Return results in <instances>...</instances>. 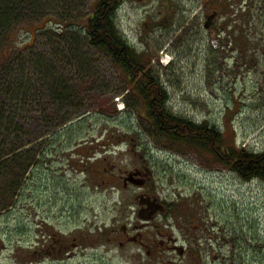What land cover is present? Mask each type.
I'll use <instances>...</instances> for the list:
<instances>
[{"label":"rangeland","instance_id":"obj_1","mask_svg":"<svg viewBox=\"0 0 264 264\" xmlns=\"http://www.w3.org/2000/svg\"><path fill=\"white\" fill-rule=\"evenodd\" d=\"M58 1L66 8L69 5ZM97 1H76L72 10L67 8L69 17L63 16L62 5H56L61 16L53 13V19H64L62 23L66 24L71 18L86 17ZM196 1L175 0L189 14L183 22L177 17L162 29L163 33L168 29L165 40L152 33L156 21L146 14L155 9L157 0H128L117 14L118 26L133 46L149 53L152 67H165L172 61L167 66L177 73L176 94L169 88L173 96L168 106L171 114L197 125L207 123L222 135L225 146L264 154V24L255 23L258 52L253 54L255 43L252 48L247 45L248 56L241 57L247 65L244 70H232L235 58L229 53L218 61L215 58V65L210 64L206 48L209 41L217 39L205 29L200 28L199 35L197 30L191 32L197 23L204 28V18H197L199 8L193 7ZM21 29L11 38V47L25 53L35 43L40 45V53L57 69L58 80L73 88L77 100L63 111L50 112L52 120L61 114L71 119L55 132L39 125L45 119L40 116L39 105L17 107L15 124L19 131L9 142L17 151L18 180L13 178L10 183L13 191L17 186L14 196L11 191V197L8 193L1 198L5 201L0 208V264H31L28 260L33 248L44 235L49 240L63 233L79 231L83 235L93 228L120 226L122 217L114 208L118 196L114 200L97 188L101 183L97 171L108 164L119 170L133 168L136 160L127 153L133 145H141L146 151L154 182L162 185L158 188L160 197L176 206L175 216L183 217L180 225H186L188 214L197 208L208 229L224 236L217 247L220 260L208 264H264V183L243 182L212 156L165 144L146 121L142 107L125 102L127 86L111 60L98 51L80 42L79 47L72 45L71 53L51 35L41 37L36 26L25 24ZM64 29L67 31L68 25ZM187 35L191 36L184 38ZM184 39L194 47L197 44L191 53L185 51ZM252 62L258 67H250ZM26 78L32 80L28 69ZM36 87H40L38 83ZM37 135L41 138L35 142ZM25 158L33 160L27 168L22 164ZM41 160L44 165H37ZM124 197L131 200L130 195ZM136 219L134 216L130 220ZM174 222L169 218L165 226L172 228L165 230L176 237L179 232ZM101 242H83L71 261L53 259L39 264H153L133 246L121 249L107 239Z\"/></svg>","mask_w":264,"mask_h":264},{"label":"trees","instance_id":"obj_2","mask_svg":"<svg viewBox=\"0 0 264 264\" xmlns=\"http://www.w3.org/2000/svg\"><path fill=\"white\" fill-rule=\"evenodd\" d=\"M63 1L69 4V11L78 0ZM126 2L127 0H98L91 7L89 15L71 18L63 24L64 19H53V13L61 16L56 5H62L63 16L69 17L67 8L58 0H0V146L3 147L0 150V208L5 201L1 198L8 193L11 197V181L13 178L14 181L18 180V158L11 157L15 149L9 142L19 131L15 124L17 107L26 106L31 109L29 105H39L42 110L40 116L45 117L44 122L41 121L39 125L47 126L49 131L55 132L66 127L71 119L61 114L57 115L56 120H52L54 115L50 112L63 111L72 106L71 102L77 100L73 88L58 80L57 69H53L46 61V55L40 53V45L35 43L31 51L25 53L11 47V38L25 24L38 27L37 33L40 32L41 37L51 35L55 40L64 43V48H69L71 53L74 51L73 44L79 47L80 42L85 43L87 48L98 51L110 59L114 66L121 68L125 79L131 86L135 85L131 92L147 101L145 105H139L145 111L146 121L171 148L194 150L203 156H212L216 163L236 174L243 182L264 183V154L225 146L222 135L207 123L197 126L194 122L173 116L166 111L164 102L155 103L163 95L159 87H146L151 80L134 78L138 71H134L132 67H151L152 58L148 52H140L133 46L118 26L117 14ZM259 24H264V19ZM50 25L57 28L49 27ZM67 25L68 30L65 31ZM216 59L220 58L216 56ZM27 69L32 80L26 78ZM37 83L39 88L36 87ZM34 118L38 119L36 115ZM55 121L59 122L55 124ZM37 136L35 142L41 138ZM213 145L225 148L224 152H214ZM32 162L33 160L25 158L22 164L27 168ZM7 186L11 189L8 190Z\"/></svg>","mask_w":264,"mask_h":264},{"label":"flooded vegetation","instance_id":"obj_3","mask_svg":"<svg viewBox=\"0 0 264 264\" xmlns=\"http://www.w3.org/2000/svg\"><path fill=\"white\" fill-rule=\"evenodd\" d=\"M142 2L144 3V1ZM193 5H195L193 7L199 8L196 13L198 14L197 18L201 20L204 18V21L202 20L204 28L202 25L198 27L197 23V27L191 28V32L197 30L199 35L200 28L201 30L205 29L208 33L214 34L217 39V41L208 42L206 50L211 58L209 63H214L213 60L216 56L221 59V57L229 53L235 58V65L232 70H244L247 65H243L241 57L248 56L247 45L252 48L255 43L256 49L253 50V54L256 55L258 52L256 40L254 39L257 32L255 23H259L261 19H264V1L198 0ZM146 14L148 19L152 17L156 21L152 33L156 37L165 40L168 35L164 33L168 29L164 33L162 29L167 28L173 20H177V17L181 18L183 22V18L189 13L182 6V3L175 2V0H157L155 9ZM189 36L191 35H187L184 38ZM189 41L187 39L183 40L185 51L191 53L197 47V44L194 47L189 44ZM200 48L199 45L198 50ZM250 67L257 68L258 66H256L255 62H252ZM113 68L118 73L123 84L127 86V93L123 97L125 102L141 106L145 105L147 101L131 92L135 85L131 86L130 82L125 79L123 70L117 66ZM227 68L229 69V66ZM132 69L138 71L134 78L151 80V83L146 85V87L152 85L162 90L163 95H160V98L155 103L164 102L166 111L171 114L168 106L173 96H171L169 88H172L173 91L175 89L174 78L177 71L173 67L166 65L165 67H132ZM174 94H176L175 91ZM188 122L193 123L192 121ZM212 150L220 153L224 152L225 148L213 145ZM127 153L136 160L137 164L133 168L119 170L117 166L108 164L106 169L102 168L100 172L97 171L101 181L97 188L112 199L118 196L114 208L116 213L122 217L119 221L121 225L118 227L113 226L110 229L106 228V226L93 228L90 234L83 235L79 231H74L71 234L63 233L57 238L55 236L50 237L49 240L44 235L43 239L33 248L28 263L39 264L44 260L53 259L61 262L71 261L83 248V242L95 241L102 243L101 241L105 239L110 243H116L121 249L131 246L137 248L153 264H208L212 261L220 260L219 255H217V247L223 242L224 236L222 233L210 231L208 226L205 225L206 222L203 216L196 213L199 211L197 208L191 210L186 220L187 224L181 226L180 221H183V217L180 219L175 216L176 206L160 197L158 188L162 185L154 182L153 169L145 156L146 151L143 150L141 145H133L129 147ZM16 154L17 151L11 157L17 158ZM92 160H95V157ZM105 162L107 163L108 161L105 160ZM39 164L44 165V161L37 162V165ZM218 165L221 166L220 164ZM117 170L118 174H115ZM131 175L132 177H130ZM16 189L17 186L14 190ZM125 195H130L131 200L126 199ZM158 206H162L163 212ZM134 216L137 219L134 221L130 220ZM169 218L174 219V227L178 230L179 236L175 237L165 230L172 228V225L170 227L165 226V222Z\"/></svg>","mask_w":264,"mask_h":264},{"label":"water","instance_id":"obj_4","mask_svg":"<svg viewBox=\"0 0 264 264\" xmlns=\"http://www.w3.org/2000/svg\"><path fill=\"white\" fill-rule=\"evenodd\" d=\"M207 28H208V25H207ZM130 177H132V175ZM158 207L163 212L164 209L162 208V206H158Z\"/></svg>","mask_w":264,"mask_h":264},{"label":"bare ground","instance_id":"obj_5","mask_svg":"<svg viewBox=\"0 0 264 264\" xmlns=\"http://www.w3.org/2000/svg\"><path fill=\"white\" fill-rule=\"evenodd\" d=\"M128 1V0H127ZM167 66V65H166Z\"/></svg>","mask_w":264,"mask_h":264}]
</instances>
